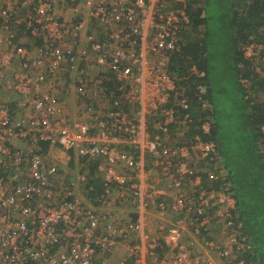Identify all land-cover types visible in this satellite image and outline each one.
Segmentation results:
<instances>
[{
	"label": "built area",
	"instance_id": "obj_1",
	"mask_svg": "<svg viewBox=\"0 0 264 264\" xmlns=\"http://www.w3.org/2000/svg\"><path fill=\"white\" fill-rule=\"evenodd\" d=\"M13 1L0 0V17L24 23L36 44L13 43L10 29L0 25V88L14 92L19 111L13 116L11 102L0 105V166L5 169L0 176V264H107L119 243L134 235L142 238L141 214L151 211L160 221L171 216L162 225L166 234L146 242L144 252L143 243L129 244L128 257L117 264H221L236 257L235 237L225 238V230L220 240L225 247L212 249L215 256L200 250L215 246L199 237L200 228L210 223L208 207L219 204L217 215L228 229L224 217L234 205L231 197L208 192L201 183L200 173L213 177L200 162H216L214 143L199 137L173 141L170 135L174 129L185 131L190 117L187 99L169 70L170 56L182 41L184 12L169 6V0H94L89 15L109 30L107 40H99L83 34L84 20L55 15L54 0ZM87 1L70 0L76 13ZM92 67L106 75L93 78ZM71 72L88 114L74 136L58 119L63 78ZM104 79L116 82L131 105L128 111L104 110L95 116L105 96ZM200 128L208 133L209 123ZM18 139L20 147L13 143ZM43 146L95 162L103 192L93 202L110 208L114 188L121 203L137 205L139 218L121 222L109 209L100 212L90 199L83 200L87 174L63 182L60 167ZM189 229L188 242L183 232ZM162 244L168 252L160 255L155 248Z\"/></svg>",
	"mask_w": 264,
	"mask_h": 264
},
{
	"label": "trees",
	"instance_id": "obj_2",
	"mask_svg": "<svg viewBox=\"0 0 264 264\" xmlns=\"http://www.w3.org/2000/svg\"><path fill=\"white\" fill-rule=\"evenodd\" d=\"M175 4L172 8L187 17L180 29L182 41L169 61V70L188 102L185 137L214 143L216 162H200L213 171L211 178L200 173L202 186L234 200L224 217L228 229L222 228L225 220L217 215L220 206L214 203L207 209L210 223L200 228L199 237L204 243L213 241L216 252V246L225 247L218 238L225 229V238L235 237L238 256L226 264H264V63L254 70L256 56H264L262 49L259 54L254 52L264 46V0H184ZM11 20L4 22L0 17V25L5 23L10 29L13 43L28 47L27 42L20 43L25 37L35 39L30 28ZM103 85L102 102L106 98L111 109L128 111L131 105L116 82L104 79ZM174 109L181 113L180 107ZM204 122L209 123L208 133L200 128ZM174 133L175 129L170 135ZM1 175H5L2 166ZM87 177L91 178L86 196L93 201L103 192V184L94 173Z\"/></svg>",
	"mask_w": 264,
	"mask_h": 264
},
{
	"label": "crops",
	"instance_id": "obj_3",
	"mask_svg": "<svg viewBox=\"0 0 264 264\" xmlns=\"http://www.w3.org/2000/svg\"><path fill=\"white\" fill-rule=\"evenodd\" d=\"M93 1L94 0H89L85 3L84 2L80 3L78 5L79 13H76L74 12L72 8V3L70 2V0H54V3H55L54 13L60 19H71L72 20V18H74V20L75 19L84 20L85 29L83 31V34L85 36L88 34H94L97 38H99V40H107V33L109 32V30H107L108 25H103L100 22H97V20L91 18L89 15V10L91 9ZM181 1H184V0H169L168 5L172 7L173 4L176 5L175 3L181 2ZM83 39H84L82 40L84 41L83 44H87L85 41V37ZM83 65L84 64L82 63L81 68L85 67V71H89L87 66H83ZM90 70H92L94 73L95 77L93 76V78H98L101 75L102 76L106 75V74H102L101 70L96 67L94 68L92 67L90 68ZM93 73L90 72L87 76L89 77ZM73 75L75 76V73L71 72V73H67L64 76L63 81L65 80L66 81L63 82L64 89L61 90V93H60L61 98L67 95H69V98H71L73 93H75L73 85L71 86V88L68 87V80H73L74 79L72 78ZM106 101L107 100H104V102ZM107 105H108V101H107ZM43 151H45L46 154H49L52 161L60 167L61 174L66 179L67 178L74 179L76 174L80 172L86 173V174L94 173V178H96L99 181V183L102 184L101 174L97 172L96 165L94 162L85 163L84 161L80 160V158H77L72 151L67 152V151L62 150L59 147H53V148L46 147L45 149H43ZM78 159L80 161L76 163V160ZM148 162L147 163L145 162L146 163L145 166L148 165ZM78 164H79V169H78ZM90 178L91 177H87V183H86L87 189H88L87 185L90 181ZM110 191L112 193V205H113L111 208H112V212L115 214L117 219L120 220L121 222L128 220V219H130L131 221H136L139 218L137 205L133 203L127 206L126 205L127 202L121 203L119 198H117L116 196L117 190L112 188ZM81 195H82L83 200L89 201L90 197L89 196L87 197L86 193L82 192ZM90 203H92L93 205L97 204L96 201L95 202L91 201ZM141 215H142L141 223H142V228H143L142 238L139 239V237L134 235L133 240H128L127 244H124L122 242L119 243L115 247L112 257L106 262L107 264H117L118 261L122 260L125 257H128V252H130L128 245L129 244L131 245L132 243H134V241L139 244L143 243L141 244L143 246L141 250L142 252H144V249H145L144 245L146 244V242H152L153 239L166 234V231H163L162 225H164L165 227L166 226L165 224H167L165 222H167L171 218V216L167 215L165 219H162V221H160L158 218H156V216L154 215L152 211L149 213L142 212ZM190 233H191L190 229L187 232H183V236H184L183 239L185 241L190 240ZM200 247L203 248L202 246ZM204 248H205V252H201V253L209 255V256H215V254L212 251V248H208V251L210 252H206V247ZM155 251L159 252L160 255H163L166 252H168L167 247L164 244H162V247H156ZM221 264H226V262L221 261Z\"/></svg>",
	"mask_w": 264,
	"mask_h": 264
},
{
	"label": "rangeland",
	"instance_id": "obj_4",
	"mask_svg": "<svg viewBox=\"0 0 264 264\" xmlns=\"http://www.w3.org/2000/svg\"><path fill=\"white\" fill-rule=\"evenodd\" d=\"M3 33H6V32H3ZM22 40L23 41H21L20 44H24V43L27 42V44H28L27 46L28 47H33V45L36 44L35 43V40L32 39V38H27L26 39V37H25ZM261 49L264 51V46H259L258 47V50L257 51H254L255 54H259L262 51ZM260 61H263V62H260ZM254 62H255V69L254 70L256 71V70L260 69L259 66L264 63V56H262V57L256 56ZM15 67H17V66L15 65V66H12L10 68V70L7 72V73H9L8 76L11 74V72L14 69H16ZM72 78H74V79L73 80H68V87L69 88H71L72 85L75 86V81L74 80H76V77L73 75ZM15 97H16V95L14 94L13 91L12 92H10L9 90L5 91V90H3V89L0 88V105L1 104H6V103L9 104L11 102L12 103V105H11L12 106V110L11 111L13 113V116L18 115V113H19V111L16 108H14V104H15L14 103V99H15ZM60 100H61V103H60V108L61 109H60V117L58 119H60L61 126L63 128H66L74 136V135H76V130H77V127L76 126H77L78 122L86 121V118H87V115L88 114L86 112L85 107H86V103L87 102H84V100L82 99V97L80 95H78L76 92L73 93V95H72L71 98H69V95H67V96H64L63 98L60 97ZM88 104H91V103H88ZM94 104H96V103L94 102V100H92V105H94ZM99 104H97V107L100 108V109H96L95 116L97 114L103 115L104 114V110H107V112H109V110H111V107L109 105H107L106 102L101 103V105H99ZM97 119L98 118L93 117V120H97ZM185 136H186L185 131L179 129V130L176 131V133H174V135L172 136V138H173V140H179L180 141V140H183L185 138ZM0 142H1V140H0ZM13 143L17 147H20L21 146L20 139H18L17 141H13ZM1 145H2V143H0V146ZM44 153H45V151H44ZM76 157L79 158V156H76ZM78 161H80V160L79 159L76 160V163H78ZM144 162L147 163L148 160L146 158H144ZM98 163H103L104 164V160L98 158ZM86 166H87V164H86ZM78 169H79V164H78ZM85 171H86V169H85ZM62 177H63V179H62L63 182L64 181H66V182L70 181V178L69 179L68 178L66 179L63 175H62ZM93 207L97 208L98 211H100V212H107L108 209H109L110 212L112 211V208L111 207L107 209L106 207H104L102 205L98 206L96 204ZM112 215H114V217L117 219V217L115 216V214H112ZM222 237L223 236H220V237L218 236V238L220 240L222 239ZM123 243L124 244H127L128 242L125 241ZM200 250H201V252H205V248L204 247L201 248ZM206 252H210V251H208V248H206ZM203 256H204V254H203Z\"/></svg>",
	"mask_w": 264,
	"mask_h": 264
}]
</instances>
